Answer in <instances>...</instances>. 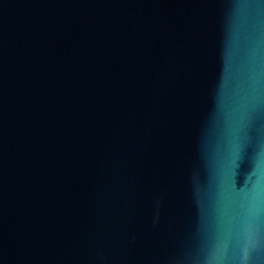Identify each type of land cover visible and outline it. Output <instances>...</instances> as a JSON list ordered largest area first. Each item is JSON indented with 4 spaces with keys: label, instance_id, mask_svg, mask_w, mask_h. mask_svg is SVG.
<instances>
[{
    "label": "water",
    "instance_id": "water-1",
    "mask_svg": "<svg viewBox=\"0 0 264 264\" xmlns=\"http://www.w3.org/2000/svg\"><path fill=\"white\" fill-rule=\"evenodd\" d=\"M264 0H0V264H264Z\"/></svg>",
    "mask_w": 264,
    "mask_h": 264
},
{
    "label": "clouds",
    "instance_id": "clouds-1",
    "mask_svg": "<svg viewBox=\"0 0 264 264\" xmlns=\"http://www.w3.org/2000/svg\"><path fill=\"white\" fill-rule=\"evenodd\" d=\"M255 244L257 248H259L261 251H264V232H261L257 235ZM244 264H251L250 258L249 260L245 261Z\"/></svg>",
    "mask_w": 264,
    "mask_h": 264
}]
</instances>
